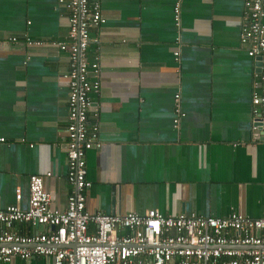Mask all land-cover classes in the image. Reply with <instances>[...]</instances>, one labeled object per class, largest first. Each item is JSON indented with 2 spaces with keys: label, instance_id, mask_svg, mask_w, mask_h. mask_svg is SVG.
<instances>
[{
  "label": "crops",
  "instance_id": "0c3cea01",
  "mask_svg": "<svg viewBox=\"0 0 264 264\" xmlns=\"http://www.w3.org/2000/svg\"><path fill=\"white\" fill-rule=\"evenodd\" d=\"M174 1L101 0L106 21L90 30L87 51L100 63L89 123L98 124L101 142L86 154L87 210L262 217L264 141L252 142L251 132L258 66L239 41L245 0H182L179 26ZM68 15L59 0H0V207L16 204L19 189L26 209L33 174L45 176L52 208L65 209L73 191L66 179L69 58L56 46L67 39ZM0 264L54 263L39 256Z\"/></svg>",
  "mask_w": 264,
  "mask_h": 264
},
{
  "label": "built area",
  "instance_id": "2783aa9c",
  "mask_svg": "<svg viewBox=\"0 0 264 264\" xmlns=\"http://www.w3.org/2000/svg\"><path fill=\"white\" fill-rule=\"evenodd\" d=\"M69 11L67 39L56 46L68 53V126L66 179L73 187L65 209L51 207V194L45 189V176L29 177L28 207L18 202L0 207V226L22 223L43 226L45 232L16 234L0 230V261L14 257L28 261L43 256L54 264H264V216L250 218L231 212L225 217L197 214L167 216L158 210L143 214L90 212L86 193V154L99 148L98 124L89 123L91 94L100 90L98 57L89 60L90 30L105 23L101 0H59ZM182 0H175L173 20L180 25ZM264 0H245L239 41L256 64L251 94L252 142L264 141ZM15 40V38H12ZM28 40V45H41ZM179 50L174 52L179 58ZM174 124L181 115L180 96L174 98ZM94 116H97L95 114ZM6 143L0 138V144ZM50 176V173L46 174ZM94 227V230H92Z\"/></svg>",
  "mask_w": 264,
  "mask_h": 264
},
{
  "label": "water",
  "instance_id": "95a60500",
  "mask_svg": "<svg viewBox=\"0 0 264 264\" xmlns=\"http://www.w3.org/2000/svg\"><path fill=\"white\" fill-rule=\"evenodd\" d=\"M259 65V63H257V66ZM258 71H259V69H258Z\"/></svg>",
  "mask_w": 264,
  "mask_h": 264
}]
</instances>
